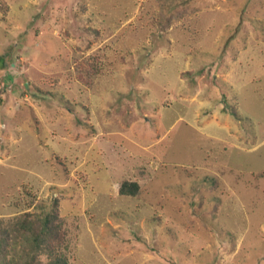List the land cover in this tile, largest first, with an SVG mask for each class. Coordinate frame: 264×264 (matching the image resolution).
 <instances>
[{
    "label": "rangeland",
    "instance_id": "obj_1",
    "mask_svg": "<svg viewBox=\"0 0 264 264\" xmlns=\"http://www.w3.org/2000/svg\"><path fill=\"white\" fill-rule=\"evenodd\" d=\"M6 51L0 264L56 201L66 264H264V0H0Z\"/></svg>",
    "mask_w": 264,
    "mask_h": 264
},
{
    "label": "trees",
    "instance_id": "obj_2",
    "mask_svg": "<svg viewBox=\"0 0 264 264\" xmlns=\"http://www.w3.org/2000/svg\"><path fill=\"white\" fill-rule=\"evenodd\" d=\"M11 55L12 51H6L3 54H0V64L3 68H8L11 65ZM81 67L88 72H92L91 69L97 72L93 67V64H84ZM140 188L138 182L125 180L122 182L119 190L121 195L137 196L140 192ZM57 207L58 202L56 201L54 203L53 212L48 214L44 219L34 218L30 213L24 214L19 223L18 229L24 233V236L30 235L32 249L36 250L44 247L50 254H52V261L50 264H66V259L60 251L66 233L63 230V221L59 216ZM1 234L4 237L7 235L6 232H1L0 235ZM25 264L31 263L26 262Z\"/></svg>",
    "mask_w": 264,
    "mask_h": 264
}]
</instances>
